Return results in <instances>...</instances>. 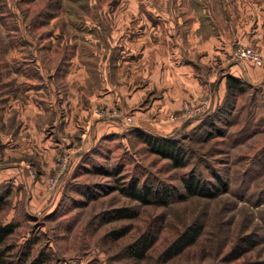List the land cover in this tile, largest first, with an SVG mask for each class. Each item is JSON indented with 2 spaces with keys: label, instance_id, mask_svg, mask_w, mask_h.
I'll list each match as a JSON object with an SVG mask.
<instances>
[{
  "label": "rangeland",
  "instance_id": "rangeland-1",
  "mask_svg": "<svg viewBox=\"0 0 264 264\" xmlns=\"http://www.w3.org/2000/svg\"><path fill=\"white\" fill-rule=\"evenodd\" d=\"M224 1L0 0V191L10 193L0 223L16 224L8 240L13 251L31 244V257L42 254L44 264L264 259V60L240 58V44L233 45L226 64L238 63L249 73L235 76L215 59H195L211 83V92L202 95L208 108L193 114L201 97L199 103L184 102L168 118L173 126L160 133L162 125L141 128L135 118L153 106L152 92L139 101L104 100L109 88L120 85L116 73L124 60L130 62L131 90L149 84L132 77V67H155L157 49L169 47L170 23L187 32L195 15L211 24L209 10L217 22ZM230 76L242 81L244 91L229 93ZM149 116L150 123L157 119ZM141 131L180 141L187 166L175 168L153 153ZM192 173L209 187L220 185V194L164 206L143 204L118 189L138 180L184 192L183 181ZM122 208L136 217L115 219ZM196 218L206 225L197 243L167 258V249ZM151 232H158L157 240L144 258L127 254L129 245ZM248 236L254 247L229 260Z\"/></svg>",
  "mask_w": 264,
  "mask_h": 264
},
{
  "label": "crops",
  "instance_id": "crops-1",
  "mask_svg": "<svg viewBox=\"0 0 264 264\" xmlns=\"http://www.w3.org/2000/svg\"><path fill=\"white\" fill-rule=\"evenodd\" d=\"M209 2L210 0H206L207 4ZM224 2H226L224 16L216 19L217 22L214 21L213 10L211 12L209 10L207 13L211 17V24L201 22L197 15H195V23L187 32L182 31L181 28L184 27L181 23H170L169 47L166 50H162L161 47L157 49L159 52L155 56V67L150 71L138 65L137 71L134 66L132 67V77L149 79V84L137 85L139 87L131 90L130 62L124 60L116 73L121 83L113 85V91L109 88V94L104 100L109 105L118 96L123 100L139 101L144 93L152 92L153 106L150 107L149 112L156 115L157 119L154 118L150 123L149 112L144 111L139 112L140 115L135 118L141 128L162 125L163 128L157 129V133H160L163 129L167 130L173 126L174 123L168 118L178 112L184 102L190 100L199 103L197 101L199 97L202 100L206 97L202 95L211 92V83L201 77L199 69L193 63L195 59H215L221 62L222 66H226L224 69L229 67L232 75H248L249 73L238 63H226L230 61L228 58H233L232 46L235 44L252 46L264 57V0H225ZM163 51H167L168 56L163 55ZM222 75L224 78L219 84L221 93L226 85V73ZM151 87L149 92L148 88ZM131 92H133L132 98ZM111 124L116 125L115 123L109 125Z\"/></svg>",
  "mask_w": 264,
  "mask_h": 264
},
{
  "label": "trees",
  "instance_id": "trees-1",
  "mask_svg": "<svg viewBox=\"0 0 264 264\" xmlns=\"http://www.w3.org/2000/svg\"><path fill=\"white\" fill-rule=\"evenodd\" d=\"M242 81L239 78L230 76L227 81V87L230 94L244 91L241 86ZM139 138L147 144L153 153L159 154L164 158L172 161L173 167L183 168L188 164V152L180 141L171 137H163L153 133L141 131ZM218 178V177H217ZM219 179V178H218ZM184 192L165 185L154 186L149 183H141L140 181H132L125 186H119L121 193L143 204L159 203L168 206L172 200L185 201L187 198L198 196L203 198H216L220 193L219 186L209 187L199 174H190L184 179ZM224 186V183H222ZM4 194L0 191V211L8 204V196L10 193ZM136 213L127 208L116 211L115 219L134 218ZM205 222L201 218L194 219L181 234L175 239L171 246L165 252L167 258L173 257L184 252L187 248L197 243L198 239L205 230ZM16 224L0 223V264H44L46 259L42 254L36 258L31 257V244L13 251L14 246L8 244L9 238L15 233ZM158 232H151L140 237L136 242L129 245L126 249L128 255L136 258H144L149 249L155 244ZM250 236L244 237L242 243L233 247L228 253V259L234 260L243 256L247 251L248 245L254 247ZM43 256V257H42ZM219 264V263H210ZM241 264H264V259L246 261Z\"/></svg>",
  "mask_w": 264,
  "mask_h": 264
},
{
  "label": "built area",
  "instance_id": "built-area-1",
  "mask_svg": "<svg viewBox=\"0 0 264 264\" xmlns=\"http://www.w3.org/2000/svg\"><path fill=\"white\" fill-rule=\"evenodd\" d=\"M235 54L236 56L240 58L250 60L256 64H261L264 60V57L260 52L248 46L240 45L238 48H236ZM208 105H209V99L205 97L201 100V103L199 104V106H196V108L192 110L191 112H193V114L200 113L206 110L208 108Z\"/></svg>",
  "mask_w": 264,
  "mask_h": 264
}]
</instances>
